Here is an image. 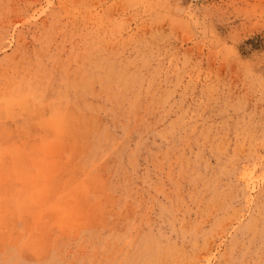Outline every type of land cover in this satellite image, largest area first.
<instances>
[{
  "label": "rangeland",
  "instance_id": "obj_1",
  "mask_svg": "<svg viewBox=\"0 0 264 264\" xmlns=\"http://www.w3.org/2000/svg\"><path fill=\"white\" fill-rule=\"evenodd\" d=\"M0 264H264V0H0Z\"/></svg>",
  "mask_w": 264,
  "mask_h": 264
}]
</instances>
